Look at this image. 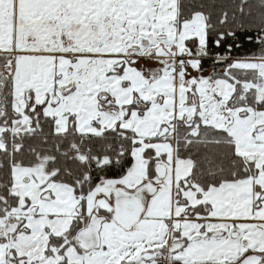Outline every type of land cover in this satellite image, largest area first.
I'll return each instance as SVG.
<instances>
[{
  "label": "snow or ice",
  "instance_id": "snow-or-ice-1",
  "mask_svg": "<svg viewBox=\"0 0 264 264\" xmlns=\"http://www.w3.org/2000/svg\"><path fill=\"white\" fill-rule=\"evenodd\" d=\"M0 264H264V0H0Z\"/></svg>",
  "mask_w": 264,
  "mask_h": 264
}]
</instances>
